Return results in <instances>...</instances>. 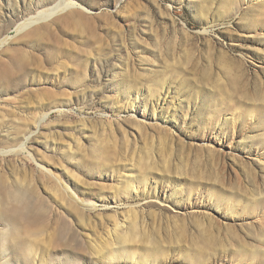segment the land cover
Masks as SVG:
<instances>
[{"label": "rangeland", "instance_id": "374dc122", "mask_svg": "<svg viewBox=\"0 0 264 264\" xmlns=\"http://www.w3.org/2000/svg\"><path fill=\"white\" fill-rule=\"evenodd\" d=\"M59 2L0 0V264H264V0Z\"/></svg>", "mask_w": 264, "mask_h": 264}, {"label": "bare ground", "instance_id": "6f19581e", "mask_svg": "<svg viewBox=\"0 0 264 264\" xmlns=\"http://www.w3.org/2000/svg\"><path fill=\"white\" fill-rule=\"evenodd\" d=\"M60 7H63V8H65V9H69V8L72 7V5H70V3H67L66 0H60V2L57 4V6H56V8H55L54 10H52L49 14H47V13H42V14H40V16H41L42 18H47V17H49V16H52L53 14L56 13L57 9H59ZM68 15H69V16H70V15H73V12H70ZM33 23H34V22H30L29 24H27V25H25V26L27 27V26H29V25H31V24L33 25ZM32 30H33V29H32ZM27 32H28V31H27ZM28 221H30V220H28Z\"/></svg>", "mask_w": 264, "mask_h": 264}]
</instances>
